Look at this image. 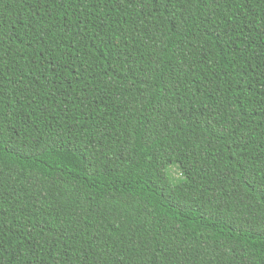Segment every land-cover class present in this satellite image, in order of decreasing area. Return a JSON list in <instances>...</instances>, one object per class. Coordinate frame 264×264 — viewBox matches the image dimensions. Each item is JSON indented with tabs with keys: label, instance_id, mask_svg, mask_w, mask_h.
Here are the masks:
<instances>
[{
	"label": "trees",
	"instance_id": "obj_1",
	"mask_svg": "<svg viewBox=\"0 0 264 264\" xmlns=\"http://www.w3.org/2000/svg\"><path fill=\"white\" fill-rule=\"evenodd\" d=\"M0 264H264V0H0Z\"/></svg>",
	"mask_w": 264,
	"mask_h": 264
}]
</instances>
